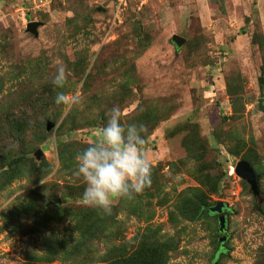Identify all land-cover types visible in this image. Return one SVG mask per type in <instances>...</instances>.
I'll use <instances>...</instances> for the list:
<instances>
[{
  "label": "rangeland",
  "instance_id": "obj_1",
  "mask_svg": "<svg viewBox=\"0 0 264 264\" xmlns=\"http://www.w3.org/2000/svg\"><path fill=\"white\" fill-rule=\"evenodd\" d=\"M58 63L69 72L64 89L52 84ZM263 65L264 0H0V174L24 153L36 166L0 177V264H40L44 238L55 249L51 237L69 235L70 216L57 224L50 212L35 230L43 203L92 207L76 156L114 107L125 126L146 128L152 183L110 214L90 210L84 229L114 216L125 237L100 240L98 258L264 264ZM58 91L81 103L66 112ZM240 160L258 175L260 197L236 175ZM220 201L225 252L213 261L218 216L201 206Z\"/></svg>",
  "mask_w": 264,
  "mask_h": 264
},
{
  "label": "clouds",
  "instance_id": "obj_2",
  "mask_svg": "<svg viewBox=\"0 0 264 264\" xmlns=\"http://www.w3.org/2000/svg\"><path fill=\"white\" fill-rule=\"evenodd\" d=\"M68 77L66 66L58 63L52 84L64 89ZM55 103L70 112L81 103V97L58 91ZM145 132L142 124H122L118 107L111 110L106 125L95 129L94 142L76 156L78 164L74 175L82 178L86 185L82 197L85 204L110 214L114 201L134 199L151 185L153 162L143 148Z\"/></svg>",
  "mask_w": 264,
  "mask_h": 264
},
{
  "label": "trees",
  "instance_id": "obj_3",
  "mask_svg": "<svg viewBox=\"0 0 264 264\" xmlns=\"http://www.w3.org/2000/svg\"><path fill=\"white\" fill-rule=\"evenodd\" d=\"M259 83L262 90V96H264V65L261 68V75L259 77ZM31 153L23 154L21 157L15 158L11 160L8 164L9 171H5L4 173L13 174L12 176H21L23 173H29L30 175L36 171V166L33 161V158L30 157ZM0 174V177L4 175ZM94 207H72V206H59V205H51L46 207L45 204L37 209V213L34 215V226L39 225L38 229L35 228L36 231L42 233L44 226H46L45 217L48 213H54V222L57 224H61L63 222L64 217H69V235L65 238L55 236L51 237L57 246L55 249H50L45 243L48 241V238H44L42 253L37 256L40 264H53L58 261L61 264H94L102 262V264H107V261H104L103 256L99 257L96 255V244L102 240L106 239L109 242L115 240H124V234L119 230L118 224L113 217L110 218H100L99 224H93V229H84L83 222L85 217L89 215L90 210H93ZM201 214L202 215H211L207 206H201ZM102 214L99 213L97 215ZM97 224V223H96ZM20 227L23 226L20 224ZM219 234V233H218ZM49 238V239H51ZM219 242V238H218ZM220 243V242H219ZM221 244V248L216 251L214 259H217L219 253L225 252V242ZM116 244L112 243L111 246ZM115 247V246H114ZM112 247V248H114ZM100 260V261H98ZM212 264V263H211Z\"/></svg>",
  "mask_w": 264,
  "mask_h": 264
},
{
  "label": "water",
  "instance_id": "obj_4",
  "mask_svg": "<svg viewBox=\"0 0 264 264\" xmlns=\"http://www.w3.org/2000/svg\"><path fill=\"white\" fill-rule=\"evenodd\" d=\"M38 23L32 22L27 25V30L31 32L33 35L38 36L37 31ZM174 40L176 43L181 45L184 40L180 39L178 37H174ZM264 99L259 100V106L262 111H264ZM52 127L51 124H49L48 129ZM235 173L236 175L247 182L250 186V190L253 193V195L258 198L260 197V190L258 186V175L254 171L252 165L245 161L240 160L235 167ZM227 209V205L224 202H217L215 205L208 208L211 215H217L218 216V233H219V242L224 243L225 240V223H226V215L224 214V211Z\"/></svg>",
  "mask_w": 264,
  "mask_h": 264
}]
</instances>
